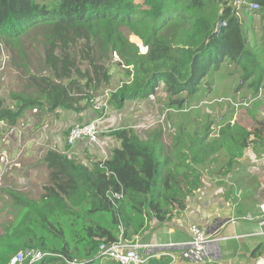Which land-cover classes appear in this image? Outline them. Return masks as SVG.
<instances>
[{
  "label": "trees",
  "instance_id": "trees-1",
  "mask_svg": "<svg viewBox=\"0 0 264 264\" xmlns=\"http://www.w3.org/2000/svg\"><path fill=\"white\" fill-rule=\"evenodd\" d=\"M48 1L39 4L37 0H0V36L9 40L40 30L48 42L45 66L49 75L32 78L34 97L17 98L20 105L16 110L0 102V121L11 126L17 125L30 109L80 111V103L86 105L91 99L90 90L103 92L110 86L107 63L114 61V54L119 57V65L127 67L128 79L110 97L109 105L116 110L123 109L129 101L157 98L162 87L170 99L178 98L169 99V107L183 108L190 100L204 98L208 78L222 69L227 71L223 68L226 62L235 64L246 79L257 73L264 76L261 63L258 68L256 62L250 63L255 59L254 48L249 45L243 20L235 15L231 0ZM250 1L260 6L257 13L264 18V0ZM219 26L221 31L214 36ZM132 36L142 41L145 53L131 42ZM258 80L256 90L260 89L261 78ZM250 115L256 120L254 114ZM209 131L210 128L190 142L194 168L187 166L185 175L199 169L211 173L208 166L219 161V148L226 145L230 154L241 151L262 136L263 129L249 131L240 122L231 125L224 120L219 138L209 140ZM111 135L122 141V147L115 149L105 164L109 175L98 164L89 169L50 151L44 162L52 172L42 198L32 200L22 192L8 191L21 218L0 235V264H10L13 255L29 249L92 264L98 259L102 243L118 241L120 224L126 228L125 239L134 241L155 221L163 224L171 219L167 207L178 204L180 210L186 208L184 201L168 194L174 188L169 184L175 177L165 178L166 162L159 157L161 131L147 141L128 129ZM234 161L235 155L230 165ZM122 188L124 199L114 207L106 194ZM74 201L79 202L74 208L80 211L69 210ZM98 211H112L114 226L94 219L92 214ZM46 233L62 241L49 244ZM37 264L64 262L49 257ZM145 264H169V260L162 257Z\"/></svg>",
  "mask_w": 264,
  "mask_h": 264
},
{
  "label": "crops",
  "instance_id": "crops-1",
  "mask_svg": "<svg viewBox=\"0 0 264 264\" xmlns=\"http://www.w3.org/2000/svg\"><path fill=\"white\" fill-rule=\"evenodd\" d=\"M234 1L231 0V5ZM138 2L141 3L140 0ZM248 15L244 14L241 21H244ZM133 38L138 39L135 36ZM110 73L113 77L117 75L119 80H122L118 87L128 80L127 70L122 71L119 66H115ZM218 73H214L208 78L207 81L210 84L205 89L208 93H211V87L217 85ZM262 73L264 75V70ZM113 77L111 76V83ZM259 78L262 81L264 76L261 77L258 73L253 76L254 80ZM248 80L250 83L252 82L250 78ZM158 95L157 98L150 97L149 99L129 101L121 110L111 107L107 118L103 117L100 120L93 111L85 109V104H82L80 111L63 109H57L54 112L38 111V109L26 111L23 118L20 119L24 127L19 131H22L25 141L23 146L25 151L22 155L21 151H15L13 147H8V130L0 128V159L3 154V162L9 164L11 158L16 157L17 159L21 155V169L17 170V173L29 176V179L26 180L20 179L19 176L14 177L10 189L18 188L16 184L19 185L20 180L26 184L19 185V188L28 186L30 185L28 182H31V186H29L31 189L35 182L30 180V176L32 171L36 169V165L39 164L36 162L38 152L43 146L53 148L61 153L67 151V132L76 123L98 121L99 142L110 157H112V152L115 149L122 147V141L111 135L112 132L123 129L132 130L140 140L147 141L161 131L163 139L159 157L161 162H166L165 178L167 179L168 175L175 177L174 183L170 181L169 184L174 188L168 194L178 201H184L186 208L182 211L178 204L167 207L166 209L171 211L169 214L171 219L163 224L155 221L152 228L149 227L144 233L138 234L139 237L137 238L144 242L182 244L189 240L191 227L197 226L205 235L219 238V241L215 245L218 250L216 258H205L202 261H197L188 257L184 251L174 250L168 251L176 257L174 262L170 257L164 256L165 252L163 251L154 252L158 256L151 258V260L160 261L162 257H166L169 264H220L226 262L264 264V131L261 133L262 136L254 139L253 143L241 151L230 154L226 145L219 148L218 153H216L219 161L212 162L208 166L211 173L206 169H199L195 174L185 175L187 166L194 168L189 153L190 142L196 140L194 137L198 138V135L191 132L188 122H183L184 119L178 116L168 122V129H156L155 131L154 127L139 129L140 126L151 122V118L158 114L154 112L151 103L147 102V100L159 101ZM255 99L257 100L256 97L252 98V100ZM191 102L195 101L190 100L182 109L189 108L188 103ZM195 110L198 109H192L186 113L190 114ZM176 115L181 114L176 113ZM219 119L220 123L225 120L230 121L231 125L236 122L235 120L232 123L235 118L232 117L231 113L230 115L223 114ZM242 125L244 127L245 125L250 126L249 124ZM10 127L15 130L16 125ZM247 129L251 131L250 128ZM219 133L220 130L212 138H219ZM178 138L180 140L176 141ZM32 139H36L35 142ZM185 141L187 142L186 145L183 143ZM234 155L235 161L230 165ZM69 156L89 169L100 163L102 158L101 149L90 145L86 140H80L70 150ZM43 165L48 170L50 177L52 171L46 167L44 162ZM12 168L15 167L12 166ZM13 174L15 173L13 172ZM9 181V176H7L5 184ZM38 197V193L32 189L29 198L38 200Z\"/></svg>",
  "mask_w": 264,
  "mask_h": 264
},
{
  "label": "rangeland",
  "instance_id": "rangeland-1",
  "mask_svg": "<svg viewBox=\"0 0 264 264\" xmlns=\"http://www.w3.org/2000/svg\"><path fill=\"white\" fill-rule=\"evenodd\" d=\"M53 1L54 0H49L46 3ZM37 3L44 4L43 0H37ZM243 23L245 24V32L249 45L254 48L255 52V54H253L255 59L253 61L251 60L250 63L254 65L253 62H256L257 68L259 67V63H261V68L264 70V18L256 13L246 16ZM127 31L128 30H126V32ZM23 34L24 33L16 35L9 40L5 39V36H0V102H2L5 107L11 108L12 110H16L20 105V101H18L17 98L34 97L36 86L34 85L33 77L49 75V70L45 66V56L48 48L45 34L40 30H32L28 34ZM138 39L133 38V36L130 38L131 42L137 44L140 48H144V51H141V53H144L146 49L143 47L141 40ZM119 63L120 60L108 62L107 67L109 72L113 71L115 66H119V69L122 71L127 70V67L119 65ZM229 64L230 62H226L224 65L227 71L222 70L218 73L216 80L217 85L211 87V93L206 94L201 100L188 103L189 108L192 106L200 107L190 114L180 113L181 115H176V113H173L174 110L176 111L182 107H169L170 95L166 92L165 88L162 87L158 93L159 101L147 100V102L151 103V106L154 107V112L158 114H155V116L151 118V122H144L147 123L145 125L154 124V131L156 129H168V122L180 116L184 119L183 122H188L191 132L198 135V138L204 135L206 130L210 128L209 140H211L212 137L218 134V126L221 122L219 117L223 114L230 115L231 113L232 117L236 118V122L249 124L250 126L245 125V127L250 128L252 131L255 129H263L264 131V78L260 83V89L256 90L255 84L259 81L258 79L254 80L252 77L250 78L252 80L250 83L249 80L246 79L245 74L240 72L239 69L238 71L236 70L237 66L235 64H233V66ZM86 65L87 63L85 62L84 66ZM111 76L113 77V75ZM112 80L110 86L104 89L108 91L110 95L116 92L119 88V84L122 83V80H119L117 75L114 76ZM103 95L104 94L99 96ZM253 97H256L257 100L250 109H245L244 107L235 108V104H239ZM177 99L178 98L171 97L170 101H175ZM82 104H84V102L80 103V107ZM84 107H86L85 109L93 111L98 119H100V117L107 118L108 114H110L109 109L111 108V106H109L108 110L103 113H98L94 111L93 105L89 102H87ZM250 114H254L256 120L253 119L252 121ZM163 118L165 119L164 122L161 121ZM10 126L9 123L3 121L0 124V128H4L6 131L8 130L7 145L8 147H13L15 151H21V147L24 146L25 142L22 131H19L24 127L22 120H20L15 127L17 132H11V129L14 128ZM198 138L194 137V140ZM9 151H11V149H9ZM1 156L4 157L3 154ZM20 156L17 159L16 157L11 158L9 164L3 162L2 157L0 159V235L3 234L6 227L18 222L21 218L20 210L14 206L13 199L8 193V191L11 190L12 179L24 175L22 173H17V170L21 169L20 167H16L18 164L21 165ZM70 158L74 160L72 156H70ZM12 166L16 169L12 168ZM8 169H12L15 174H13V172H7ZM7 176H9L10 181L5 184ZM27 177L29 179L28 175ZM30 178V180L35 182L32 184L33 187L30 189L29 186H31V182H28L30 185L22 192L28 193L29 190L31 191L34 189L35 193H38V195L43 194L50 180L48 170L44 167L43 162L36 165V169L32 171ZM20 181V186L26 184V182ZM19 185L17 183L16 187L19 188ZM74 202L75 203H70L69 210L80 211L81 209L74 208V205H80L79 202ZM92 217L97 221L104 220L105 226H114V215L112 211H98L92 214ZM118 230L120 233V229ZM45 237L49 241V244H58L62 241L61 239L53 238L49 233H46ZM67 242H70L68 237ZM70 248L73 250L74 245L71 244ZM74 252H76V250H74ZM84 263L85 261L82 262V264ZM110 263L111 260L97 259V261L92 264Z\"/></svg>",
  "mask_w": 264,
  "mask_h": 264
},
{
  "label": "built area",
  "instance_id": "built-area-1",
  "mask_svg": "<svg viewBox=\"0 0 264 264\" xmlns=\"http://www.w3.org/2000/svg\"><path fill=\"white\" fill-rule=\"evenodd\" d=\"M234 13L238 18H242L244 14L253 15L256 14L260 10V6L256 3H252L250 0H235L234 4ZM141 51H144V48H141ZM146 52V51H145ZM144 52V53H145ZM114 60H119L117 54H114ZM103 96H99L102 95ZM89 95L91 96V99L89 100V103L93 105L94 111L98 113H103L104 111L108 110L109 108V101L111 95L108 93V91H97L94 90L89 91ZM256 101L252 100V98H249L239 104H235V108L238 109L239 107H244L245 109L251 108L253 103ZM200 107L192 106L190 108L180 109V110H174L173 113H186L189 112L192 109H199ZM103 118V117H100ZM100 120V119H99ZM164 118L161 120L164 122ZM236 120L233 119L232 123H234ZM161 122V123H162ZM2 122H0L1 124ZM98 121H89L86 123H76L74 124L67 132L66 136V146L67 151L60 152L58 150H55L50 147H42L41 150L37 154V163L44 162L47 154L50 151L58 152L66 157L69 156V152L72 148L76 146V144L80 140H86L90 145L97 146L99 149H101V155L102 158L100 160V163L98 165L102 169H106V162L110 160L111 157H109V154L106 150L100 145L99 142V131H98ZM154 127V124L149 125H143L140 126L139 129H151ZM218 129H221V125L218 126ZM17 132V129H11V132ZM36 139H32L33 142H35ZM38 143V142H36ZM25 148L21 147V155L24 153ZM46 155V156H45ZM4 157L2 156V159ZM21 158V157H20ZM45 164V162H44ZM20 167L21 165L18 164ZM47 167V166H46ZM95 168V167H94ZM92 168V169H94ZM107 170V169H106ZM7 172H12V169H8ZM25 175V176H24ZM23 176H20V179L26 180L27 174H24ZM107 175H109V172L107 170ZM28 186L22 187V188H14L13 191L22 192L25 189H27ZM28 197L31 194V191L29 190L28 193H24ZM45 192L43 194H40L39 197L42 198L44 196ZM107 198L109 199L110 203L117 207L119 202L124 199V191L123 188L120 192H112L108 191L106 194ZM123 224H120L119 229L120 233L118 234V241L115 243H112L110 245L102 243L98 249L97 252V258L103 259V260H111L113 262H116L118 264H145L147 261H149L151 258L157 257V254H154V252L163 251L165 254L164 256L170 257L172 262L176 260V257L170 253L171 251H184L187 256L193 259H196L197 261H202L205 258H216L217 256V248L215 245H217V242L219 241V238H216L214 236L208 237L205 235L200 228L197 226H192L190 229V237L189 240L182 244H174V243H155V242H144L138 238H136L134 241H128L125 239V231L126 229L123 228ZM170 251V252H168ZM49 257H56L59 258L64 262V264H82L83 261H81L79 258H75L73 260H67L63 256L56 255L53 253H46L41 251L40 249H29L27 251H19L15 255L12 256L10 264H37L44 260L45 258ZM211 261V260H210ZM171 264V263H170ZM220 264H234L232 262H226V263H220Z\"/></svg>",
  "mask_w": 264,
  "mask_h": 264
},
{
  "label": "water",
  "instance_id": "water-1",
  "mask_svg": "<svg viewBox=\"0 0 264 264\" xmlns=\"http://www.w3.org/2000/svg\"><path fill=\"white\" fill-rule=\"evenodd\" d=\"M222 26V25H221ZM221 26L218 27V31L214 34V36L218 35L221 31Z\"/></svg>",
  "mask_w": 264,
  "mask_h": 264
},
{
  "label": "bare ground",
  "instance_id": "bare-ground-1",
  "mask_svg": "<svg viewBox=\"0 0 264 264\" xmlns=\"http://www.w3.org/2000/svg\"><path fill=\"white\" fill-rule=\"evenodd\" d=\"M109 157H110V155H109Z\"/></svg>",
  "mask_w": 264,
  "mask_h": 264
}]
</instances>
